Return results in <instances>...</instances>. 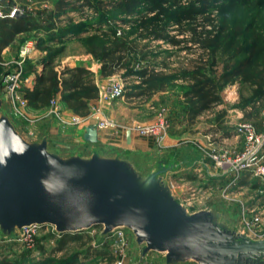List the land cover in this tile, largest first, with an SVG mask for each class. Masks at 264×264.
<instances>
[{"label":"rangeland","instance_id":"1","mask_svg":"<svg viewBox=\"0 0 264 264\" xmlns=\"http://www.w3.org/2000/svg\"><path fill=\"white\" fill-rule=\"evenodd\" d=\"M57 1L4 0L5 4L1 3L2 16L0 17L7 14L10 15L15 8H23V5L26 3L29 5L28 11L31 13L30 15L35 14L33 16L40 23L50 18L56 19L55 21L58 24L65 26L68 24L69 18H72L75 24H81V26L82 24H86V27L80 26L84 32L78 33L79 37L74 38V40L70 38L65 44L51 42L48 40L51 38H45V41L39 43L33 33H25L19 36L8 50V53L3 54L4 50L2 51L0 58V81L5 72L17 66L16 62L20 59L21 48L26 44L32 42L39 43H37L32 56L27 58L23 63L25 69L23 78L26 72L30 71L33 67L34 70L38 68L44 69L45 57L53 55V53H58L54 66L60 72L66 68L62 66L63 63H60L64 58L88 64L92 62V60L82 56L86 46L85 41H82V39L87 38L95 31L88 27L89 23L102 30L108 29L110 25L121 30L129 28V22L124 21L122 17L113 19L109 24L97 22L94 11L87 6L82 7V2H79V0H68L76 8L72 9L71 5L60 18H55L54 10L56 9L55 3ZM228 1L231 3L235 2V0H220L217 4L222 5ZM18 3L20 5H17ZM224 14L229 20L230 31L233 35L228 40L226 46L218 51L217 64L213 67L214 72H211V75L216 78L220 85L222 102L219 105L212 106L208 112H204L203 117L196 118L194 122L186 120L182 123L180 122L181 120L183 121L185 100L179 90L170 89L165 93H156L149 99L129 95L128 93L131 91H139V89L133 88V85L139 83L140 79L136 74L128 73L125 68H121L115 73V75H121L124 78L125 96L106 104V111H108L105 114L106 117L114 120L118 126L108 130L100 129L101 133H104V137L106 135L108 138L105 142L92 144L85 139V129L92 123H88V120L84 119L77 121L76 117L79 115L62 104L61 96L58 104L62 113L61 118L50 111V105L44 113L35 114L30 109L33 107L27 102L24 112L29 119L22 118L18 120L22 122L24 130L31 135L47 129L50 133V140L58 145L57 150L50 149L49 152L64 162H69L75 157L87 162L92 161L94 157L98 156H116L119 152L117 149H127L134 153H142V151L133 150L130 147L128 149L124 141L123 145H118V141L115 140V133L118 130L125 131L128 127L145 125L160 115L167 117L171 127L173 125L172 119H174V122L180 123V128L176 127L177 131L182 130L185 132L178 133L177 135L180 143H195L202 148L204 153L205 151H218L222 149L226 143L218 142L215 134L211 135L209 133L215 131L216 117L219 113L224 110L226 111L223 116L226 123L223 127L232 130V127L241 121L250 120L259 124L260 111L264 107V99H258L254 96V86L240 80L228 84H224L221 80V76L227 69L233 68L240 61L248 57L249 45L255 38H258V41L264 46V2L259 3L249 0L245 3H237L234 6H226ZM172 33L176 32L172 30ZM148 46L150 53H148L147 59L152 61L151 66L156 67L157 70L167 72L181 66L188 67L191 60L199 56V51H196V48L192 51L179 50L164 41H151L148 42ZM62 47L63 50H60ZM44 48H47V51H44ZM262 51L263 54L261 56L264 57V50ZM35 53H38V55L35 56ZM146 60H136L134 61V66L137 68L148 66L149 64ZM162 64L167 65L165 69ZM261 67H264L263 64L260 65ZM92 77H94L96 83L95 75L93 74ZM110 82L103 83V86L108 85ZM234 91H236V94L233 95ZM253 97L254 99H252ZM95 107L98 109V106ZM95 112L98 111H93V113ZM135 133L137 134V131ZM197 133L199 135H195ZM206 134L209 138L204 137ZM138 136L143 137L137 134ZM123 155L125 154L122 153ZM135 155L134 159L140 160V157L137 154ZM138 175L140 176V172H138ZM232 177L225 179V182L224 180L221 181H223L225 186L232 185ZM252 179L254 184L247 182V185L238 187L237 191L232 189L227 194V197L222 193L221 186L213 182L211 191L208 192L211 199L207 202L209 206L215 204L230 206L231 212L236 217L238 224L244 228L248 235L256 239H263L264 223L260 224L252 232L242 223V212L245 206L252 209L254 205L255 212L249 213V218H252L251 216L256 212L264 214V188L257 179ZM234 186L232 185L231 187ZM34 232L35 234L32 239L1 242L0 261L5 260L12 264H36L47 259H53L55 260L54 264H65L71 257L77 255V264H117L118 262H122V264H198L191 260H171L166 252L149 251L145 253L144 247L146 244H139L136 241L135 233L128 227L116 229L111 234L105 235L102 227L97 226L82 232L69 233L65 238H62L64 234H57L55 228L51 225L40 226Z\"/></svg>","mask_w":264,"mask_h":264},{"label":"water","instance_id":"2","mask_svg":"<svg viewBox=\"0 0 264 264\" xmlns=\"http://www.w3.org/2000/svg\"><path fill=\"white\" fill-rule=\"evenodd\" d=\"M84 137L98 143V127L88 125ZM50 149L58 145L48 130L28 134L0 85V240H16L33 225H51L60 235L128 227L145 253L198 264H264V238L248 235L228 205L192 212L171 186L172 175L198 164L212 176L203 151L117 149L116 156L64 162Z\"/></svg>","mask_w":264,"mask_h":264},{"label":"trees","instance_id":"3","mask_svg":"<svg viewBox=\"0 0 264 264\" xmlns=\"http://www.w3.org/2000/svg\"><path fill=\"white\" fill-rule=\"evenodd\" d=\"M220 0H79L81 6L91 8L97 22L111 23L115 18L122 17L129 22V28L118 29L109 26L102 30L91 25L94 33L85 41V52L101 62V73L109 76L125 68L128 73H134L140 82L133 85L139 91H131V96L149 99L158 92L170 89L179 90L184 102V111L195 117L212 106L222 102L220 85L211 75L217 64L218 51L226 46L233 35L230 24L224 14L226 6L245 3L249 0L228 1L222 5ZM262 3L264 0H253ZM54 10L55 18H60L71 7L76 8L68 0H58ZM224 6V7H223ZM112 10H114L112 12ZM56 19H52L49 28L56 27ZM81 24H75L69 18L68 24L60 26L52 32V38L58 44H63L68 35H78L84 32ZM81 27H86L82 24ZM36 26L26 16H5L0 18V58L2 51L22 32L35 29ZM174 30L176 33H172ZM164 41L179 50L192 51L195 48L199 56L191 60L188 67L181 66L170 72L157 70L151 66L147 57L148 42ZM147 42V43H144ZM144 43V44H143ZM262 46V47H261ZM63 50V47L60 49ZM264 46L255 38L249 45L248 57L236 66L227 69L221 76L224 84L238 80L254 86V96L264 99ZM53 53L44 59L45 69L36 76L33 89H25V97L31 107H48L52 99L61 96L68 108L77 115L87 116L90 113V103L99 99V88L92 77L93 73L83 66L66 67L59 72L55 69ZM262 57V58H261ZM260 58V61H259ZM147 59L148 66L137 68L134 61ZM263 61V62H262ZM163 65L165 69L167 65ZM254 99V97L252 98ZM226 111H221L216 117L220 120ZM67 234H64L65 238ZM63 240V239H62ZM54 264L55 260L47 259L36 264ZM0 264H12L2 260ZM65 264H77V255L71 257Z\"/></svg>","mask_w":264,"mask_h":264},{"label":"built area","instance_id":"4","mask_svg":"<svg viewBox=\"0 0 264 264\" xmlns=\"http://www.w3.org/2000/svg\"><path fill=\"white\" fill-rule=\"evenodd\" d=\"M1 1L2 0H0V16H2ZM18 12L23 13V10L20 8H15L10 16H15ZM37 43L32 42L24 45L21 48L19 55L20 59L18 62H16L17 66L5 72L0 81L1 89L7 96L11 112L17 119H29V117L24 112V107L27 106L28 102L25 97L24 90L31 89L35 83V79L29 80L27 77L23 78L25 72L23 63L27 58L32 56L34 49L37 47ZM40 72V69L35 72L36 76L40 74ZM108 79V81L111 82L103 87L100 91V103L98 105V109L93 107V111H102L107 108V103H111L112 101L125 96L126 89L123 76L114 74L109 76ZM235 92L236 91H234L233 95L236 94ZM59 98L60 96H56L52 99L50 103V111L61 118L62 113L60 112V108L58 106L60 100ZM82 119V117H76L77 121H81ZM169 122L170 121L167 119V117L160 115L145 125L128 127L127 131L131 130L132 133L137 131L138 135L153 138L158 145H162L171 128ZM92 124L96 125L99 130H108L118 126L114 120L107 117L98 119ZM119 131L120 130L117 132ZM231 131L238 138L241 146H224L218 151H205L208 159L212 163L215 170L233 176L231 181L233 186H237V180L242 176L249 175L250 177L257 179L264 188V107L260 111L259 124H256L250 120L241 121L235 124ZM197 173V177L203 176L201 168L197 169ZM232 185H224L223 187H220L225 197H227V194L232 191ZM208 189L211 190V187ZM188 190L190 191L189 197L194 199L195 195L197 194L196 188L191 186L188 188ZM192 199L190 198V200ZM243 209L242 223L248 228L250 232L256 230L260 224L264 223V214L262 212H256L257 214L255 213L253 216H251L252 218H249V213H254L255 209H250L246 206L243 207ZM39 227L40 226L38 225L26 227L23 230L22 237L16 240H0V243L3 241H22L26 239H32L33 235L35 234V229ZM117 264H122V262H118Z\"/></svg>","mask_w":264,"mask_h":264},{"label":"crops","instance_id":"5","mask_svg":"<svg viewBox=\"0 0 264 264\" xmlns=\"http://www.w3.org/2000/svg\"><path fill=\"white\" fill-rule=\"evenodd\" d=\"M1 3L3 4L4 0H2ZM17 5H20V3H18ZM17 8H20L23 10V14H24L23 16H26L33 23V25L36 26V28L31 30V31H28V32L19 33L15 37L12 44H10L8 47H6L4 49L3 54L8 53V50L15 43L16 39L19 36L24 35L25 33H33L36 36V39H38L39 43L45 41V38H51L52 40L51 39H48V40H50L51 42L53 41L54 43L58 44L57 40H54L52 38V35H53L52 32L53 31L56 32L58 30V28H60V26H61L60 24H58L57 21H56V27L55 28H49V24L51 23L52 19L48 18L47 21H45V22H42V23L38 22L37 18H35L33 16L35 14L30 15L31 13L28 11L29 5H27L26 3L23 5V8H21V7H17ZM7 15H9V14H7ZM7 15H5V16H7ZM76 37L78 38L79 35H68L67 37H65V39H64L65 42L63 44H65L66 41L69 40L70 38H72L74 40V38H76ZM75 40H77V39H75ZM44 49H45L44 51H47V48H44ZM84 53H82V56L86 57V59L92 60V62H90L89 64L85 63V62H79L76 60H70V59H65V58L60 63L61 64L63 63L62 66H64V67L83 66V67L87 68L88 70H90L95 75L96 85L99 88V99L97 102L90 103V113L87 116H80L79 115V117H82L84 120H88V123L89 122L94 123L98 119L105 118L106 117L105 114L108 112V111H106V109L99 111L98 113H93L91 110L93 109V107L99 105V103H100V91L102 90L103 87H105V86H103V83H106L108 81V77L111 75H109V76L102 75V73H101V66H102L101 62L97 61L91 54H88L86 52H84ZM37 55H38V53H35V56H37ZM56 57L54 58V61H55ZM38 66H39V64H38ZM43 67L45 69L44 65H43ZM60 67H61V65H60ZM39 69L40 68H38L37 70H34V67H33L30 71L26 72L25 77H27L29 80L35 79V82H36L35 72H37ZM44 69L43 68L40 69V71L42 70L40 73H42L44 71ZM55 69L58 70L57 68H55ZM58 71L60 72V70H58ZM34 86H35V83L31 87V89H33ZM165 92H167V91H165ZM165 92H158V93H165ZM182 97H183V95H182ZM62 104L68 108V106L65 102H62ZM219 104H217V105H219ZM48 107H45V108H34L33 107L30 109H32L35 114L39 115V114H42L45 111H47ZM208 111H209V109L203 111L202 113H200L199 115H197L195 117H191L189 114H187L184 111L183 112V121L181 120L180 122L182 123V122H184V120L194 122L196 118L199 119V118L203 117L204 112H208ZM172 122H173V125L170 128L169 135L164 139L162 145H158L156 143V141L150 137H139V136L137 137V134L135 132L132 133L131 143H128L127 142V129L125 131L116 132L115 133V136H116L115 140L119 142V143L117 142L118 145H123L122 143L124 141V143L126 144V147L128 149L130 147V149L139 150V151H142L143 153L152 152L154 150L160 152V151L176 149V148H183V147H192L196 150L203 151L202 148L195 143H190V144H187V143L185 144L182 142L180 143V139H177V138H179V137H177V135H178V133L180 134L183 131L182 130L177 131V129H176V127L180 128L179 127L180 123L178 124L177 121H176L177 123L174 122V119H172ZM225 123L226 122L224 121L223 118L220 120V122L217 121L215 131L209 132V133H211V135L215 134L217 141L218 142L221 141V143L222 142L226 143L225 146H229V147L241 146V143L239 142L238 138L232 133V131L230 129H226V127H223ZM183 133H185V132H183ZM195 135H199V133H197ZM98 137H99V142H105L108 139L106 137V135L104 137V133L102 134L101 130H99V129H98ZM204 137L209 138L207 136V134ZM206 163L209 165L212 176H209L206 172V169L200 164L195 165L188 173L177 174V175L171 176V186L173 187V189L175 190L177 195L180 196L182 201L190 208V210L192 212H196V211H199L202 209L211 208V207H214L216 205H219V204H215V205L209 206L208 202L211 198H209L208 192H210L211 190H209L208 188L212 187L213 182H215L219 186L223 187L224 183L221 180H224V182H225L226 181L225 179L232 177V175H230V174H224L222 172L215 170L212 163L210 162V160L207 159ZM199 168H201L202 172H203V176H201V177L196 176L198 174L197 169H199ZM252 178L253 177H250V176H242L240 179L237 180V186H242V185L245 186V185H247V182H249V184H254ZM191 186L196 188L197 194L195 195L194 199H192V197H189L190 191L188 190V188ZM237 186L235 185L232 189L234 191H237V188H238ZM190 198L192 200H190ZM263 208H264V206H263ZM252 209H254V205H253Z\"/></svg>","mask_w":264,"mask_h":264}]
</instances>
